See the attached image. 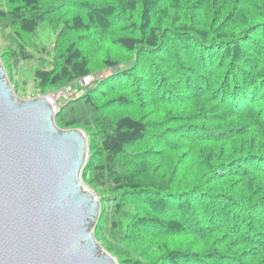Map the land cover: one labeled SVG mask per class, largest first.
Wrapping results in <instances>:
<instances>
[{
	"label": "trees",
	"instance_id": "16d2710c",
	"mask_svg": "<svg viewBox=\"0 0 264 264\" xmlns=\"http://www.w3.org/2000/svg\"><path fill=\"white\" fill-rule=\"evenodd\" d=\"M0 24L14 70L49 55L25 72L44 89L96 73L81 41L123 52L56 118L87 131L95 237L121 264H264V0H0Z\"/></svg>",
	"mask_w": 264,
	"mask_h": 264
},
{
	"label": "water",
	"instance_id": "95a60500",
	"mask_svg": "<svg viewBox=\"0 0 264 264\" xmlns=\"http://www.w3.org/2000/svg\"><path fill=\"white\" fill-rule=\"evenodd\" d=\"M47 96L20 98L0 57V264H118L93 231L87 134L61 129Z\"/></svg>",
	"mask_w": 264,
	"mask_h": 264
},
{
	"label": "rangeland",
	"instance_id": "374dc122",
	"mask_svg": "<svg viewBox=\"0 0 264 264\" xmlns=\"http://www.w3.org/2000/svg\"><path fill=\"white\" fill-rule=\"evenodd\" d=\"M50 24H45V26L41 27L36 35V40L38 41V43L40 44H47L49 48L54 47L55 44V40H56V31L53 29V27L48 26ZM12 35H11V31L10 29L5 30L4 28H2L1 24H0V57L4 63L5 69L7 71V77L9 79V82L12 86V88L14 89L15 93L17 94L18 97L20 98H35V97H39V96H47L51 99H53L56 102V107H57V115L56 118H58L65 109L69 110V108L71 107L70 105L74 102L73 100H75L76 98L80 97L85 90H87V86H89L91 84V82L94 79V76H96V78L98 79H102V78H106L108 76H110L113 72L112 69H108L106 67H102L104 60L108 57V56H113V57H120L122 55L123 52H121L118 48H116L115 46H112L111 44L105 42L104 40L98 39V40H92L90 42H88L87 44H85L83 41H81V43L79 42V45L82 46L84 48L85 54L88 55L91 59V66L94 67V69H96V73L93 74L91 77L88 78V80H85L84 82H77L75 84L72 85H67L64 84L61 87L58 88H48V89H44V88H40V87H36L33 79L30 78V76H28L25 72H27L26 70H28V68H30L33 64H37V66H43L44 61L46 62V60L49 59V55L45 54V59L42 61L40 60H36L35 62H31V64H21V67H19V69L14 70V66L11 64V60H10V43H12ZM94 42V43H93ZM40 56V55H39ZM126 58L125 56L122 58V61H124ZM124 66V63L121 64V67ZM125 112V111H129L128 109H124L121 110L118 114H121V112ZM65 112V111H64ZM55 118V120H56ZM57 123V122H56ZM59 126V128L61 129H72V128H64L61 127L59 124H57ZM73 128H80L82 129L85 133H87V131L85 130V128L83 126H75ZM89 138V136H87ZM90 150V148H89ZM179 150H183L185 151V147L183 145L179 146ZM180 154V153H177ZM192 168V166H189V169L185 170L188 171ZM200 168V167H199ZM199 168H195L194 171H190L188 173H183L179 179H177V182H179L178 184L181 185L182 187H189L192 186L194 183H196V178L198 176V173L200 171ZM164 170H166V167L163 168ZM186 175V177H185ZM82 180L85 184V186L87 188H89L91 191H93V193L95 194V196L100 200V196L99 194H97V192H95L93 190V188L88 185L83 176H82ZM101 201V200H100ZM100 218V217H99ZM99 220V219H98ZM98 223V222H97ZM94 233L98 231V225L96 224L93 228ZM97 239V238H96ZM191 239H195L198 242V244H200V242L202 243L201 239L196 235V236H192ZM189 239L187 236L184 235H179L177 236L175 239H170V244L174 245V246H183L186 245V243H188ZM99 242V240H97ZM203 244V243H202ZM100 248L105 250L108 254H110L113 258H115V260L117 261L118 264H121V262L117 259L116 256L113 255V253L107 248L105 247L101 242H99Z\"/></svg>",
	"mask_w": 264,
	"mask_h": 264
},
{
	"label": "bare ground",
	"instance_id": "6f19581e",
	"mask_svg": "<svg viewBox=\"0 0 264 264\" xmlns=\"http://www.w3.org/2000/svg\"><path fill=\"white\" fill-rule=\"evenodd\" d=\"M53 100V99H52ZM54 101V100H53ZM55 102V101H54ZM55 104H56V102H55Z\"/></svg>",
	"mask_w": 264,
	"mask_h": 264
},
{
	"label": "built area",
	"instance_id": "2783aa9c",
	"mask_svg": "<svg viewBox=\"0 0 264 264\" xmlns=\"http://www.w3.org/2000/svg\"><path fill=\"white\" fill-rule=\"evenodd\" d=\"M88 80V79H87Z\"/></svg>",
	"mask_w": 264,
	"mask_h": 264
}]
</instances>
